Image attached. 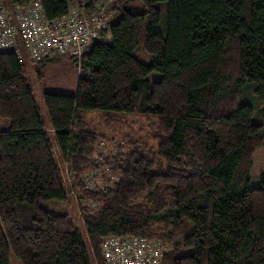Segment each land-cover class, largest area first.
<instances>
[{
  "label": "trees",
  "instance_id": "obj_1",
  "mask_svg": "<svg viewBox=\"0 0 264 264\" xmlns=\"http://www.w3.org/2000/svg\"><path fill=\"white\" fill-rule=\"evenodd\" d=\"M37 1L49 20L71 9ZM109 2L110 40L83 56L77 93L44 94L50 127L29 61L0 50V264H105L113 236L159 241L163 264H264V174L250 184L264 146V0ZM131 118L136 132H121ZM74 195L81 227L44 205Z\"/></svg>",
  "mask_w": 264,
  "mask_h": 264
},
{
  "label": "built area",
  "instance_id": "obj_2",
  "mask_svg": "<svg viewBox=\"0 0 264 264\" xmlns=\"http://www.w3.org/2000/svg\"><path fill=\"white\" fill-rule=\"evenodd\" d=\"M67 15L49 20L43 5L33 0L27 5L7 4L0 0V50H12L31 63L71 57L78 67L95 41H109L113 10L109 0H102L92 9L85 0H71ZM80 69V68H79ZM98 174V173H96ZM95 186L93 175L88 177ZM98 209L97 203H90ZM105 264H163L167 248L155 239L137 236H113L102 244Z\"/></svg>",
  "mask_w": 264,
  "mask_h": 264
},
{
  "label": "rangeland",
  "instance_id": "obj_3",
  "mask_svg": "<svg viewBox=\"0 0 264 264\" xmlns=\"http://www.w3.org/2000/svg\"><path fill=\"white\" fill-rule=\"evenodd\" d=\"M12 7V4L10 3ZM136 8L143 9V4L137 1ZM116 17V13L113 11L112 19ZM80 70L76 62L69 56H60L54 60L46 63L34 64L28 62V79L32 85L34 96L38 102L41 110L42 117L47 127H50V118L44 101L45 93H60L74 95L77 93V85L79 80ZM100 117L99 114H96ZM9 122V121H8ZM126 126H123L121 132H136V127L139 122L136 119L131 118ZM0 129L5 126H1ZM9 127V126H8ZM51 136L53 137V133ZM66 179H71V174L65 170ZM264 174V146L260 147L254 157V165L250 172V184L257 186L261 182V176ZM81 201L77 195H74L67 202H62L56 199L44 202L47 208H64L73 213L75 219L78 221L80 227L83 224V216L81 212ZM87 204H89L87 202ZM82 229V228H81ZM82 232L86 236V231L83 228ZM11 264H20L19 261L12 256L10 260Z\"/></svg>",
  "mask_w": 264,
  "mask_h": 264
},
{
  "label": "crops",
  "instance_id": "obj_4",
  "mask_svg": "<svg viewBox=\"0 0 264 264\" xmlns=\"http://www.w3.org/2000/svg\"><path fill=\"white\" fill-rule=\"evenodd\" d=\"M0 122H1V126H5L3 128H7L9 126V123L7 120L0 119ZM0 128H2V127H0Z\"/></svg>",
  "mask_w": 264,
  "mask_h": 264
}]
</instances>
